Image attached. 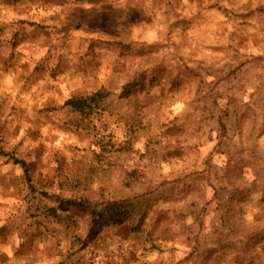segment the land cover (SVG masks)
<instances>
[{
  "label": "clouds",
  "instance_id": "obj_1",
  "mask_svg": "<svg viewBox=\"0 0 264 264\" xmlns=\"http://www.w3.org/2000/svg\"><path fill=\"white\" fill-rule=\"evenodd\" d=\"M0 264H264V0H0Z\"/></svg>",
  "mask_w": 264,
  "mask_h": 264
}]
</instances>
